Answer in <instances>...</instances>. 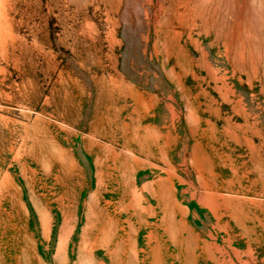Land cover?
<instances>
[{
	"label": "rangeland",
	"instance_id": "obj_1",
	"mask_svg": "<svg viewBox=\"0 0 264 264\" xmlns=\"http://www.w3.org/2000/svg\"><path fill=\"white\" fill-rule=\"evenodd\" d=\"M0 264H264V0H0Z\"/></svg>",
	"mask_w": 264,
	"mask_h": 264
},
{
	"label": "bare ground",
	"instance_id": "obj_2",
	"mask_svg": "<svg viewBox=\"0 0 264 264\" xmlns=\"http://www.w3.org/2000/svg\"><path fill=\"white\" fill-rule=\"evenodd\" d=\"M246 119V118H245ZM257 123V122H256ZM239 124V123H238ZM228 125V124H227ZM256 125V124H255ZM242 127V126H241ZM237 129V128H236ZM260 129V128H259ZM253 138V137H252ZM245 139H246V142H247V144H248V147L249 148H251V149H254V147L253 146H251V144H252V142H251V140L249 139V138H247V136L245 137ZM256 146V145H255ZM258 166L260 165V164H257ZM210 185H212V184H210ZM164 188H166V187H164ZM162 190H163V186H161V185H158L157 187H156V189H155V191H154V193H158V194H160L161 195V193H162ZM207 190V189H206ZM214 193H210V194H208V195H212L213 197H214V195H213ZM200 196V195H199ZM202 196V195H201ZM205 197H208V196H205ZM210 198V197H209ZM213 199V198H212ZM218 200V199H217ZM172 202V201H171ZM215 205V204H214ZM178 209H179V207H178ZM180 210H181V208H180ZM217 210H218V208L216 207V211L214 212V214L215 213H217ZM201 243H202V245H203V247H208L209 245H208V242L206 241V240H204V241H201Z\"/></svg>",
	"mask_w": 264,
	"mask_h": 264
}]
</instances>
